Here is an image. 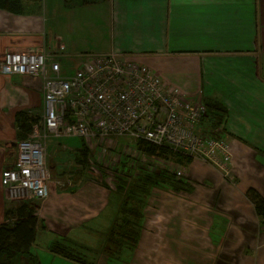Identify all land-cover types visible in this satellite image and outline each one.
Masks as SVG:
<instances>
[{
    "label": "crops",
    "instance_id": "crops-1",
    "mask_svg": "<svg viewBox=\"0 0 264 264\" xmlns=\"http://www.w3.org/2000/svg\"><path fill=\"white\" fill-rule=\"evenodd\" d=\"M23 5L20 14L0 8V58L8 50L43 49L47 63L56 60L66 76L79 54L115 50L152 70L185 102L215 99L226 110L222 134L231 154L228 176L199 161L203 172L187 179L190 192L150 195L152 212L176 210L160 226L163 241L151 239L152 225L143 220L135 246L110 258L112 264H264V221L245 196L253 188L264 201V0H40ZM55 35L65 46L61 53L51 50ZM39 88L38 79L0 74V182L2 169L14 160V114L40 113ZM81 142L77 137L46 141L52 180L47 197L37 201L35 214L44 227L31 246L39 264L41 258L47 264H78L49 252L54 238L80 245L84 252L101 250L104 242L91 249L87 232L101 231L104 240L115 215L119 199L114 191L69 173L78 169L74 158ZM56 180L69 185L58 186ZM6 205L0 185V223ZM94 254L93 264H107L105 254Z\"/></svg>",
    "mask_w": 264,
    "mask_h": 264
},
{
    "label": "built area",
    "instance_id": "built-area-1",
    "mask_svg": "<svg viewBox=\"0 0 264 264\" xmlns=\"http://www.w3.org/2000/svg\"><path fill=\"white\" fill-rule=\"evenodd\" d=\"M53 39L51 50L64 51L60 38L55 35ZM47 59L48 52L39 48L8 50L0 58V74L40 82V113L34 115L28 134L16 141L12 164L1 171L0 185L9 204L47 197L52 180L46 162L49 138L77 137L88 149L97 146L98 155H103L112 148L114 138L126 137L129 141L121 151L132 169H155L152 155L129 144L143 141L198 158L228 176L227 140L220 127L209 130L201 125L205 109L200 100L185 102L152 70L115 50L79 54L78 64L66 76L59 73L56 60L47 63ZM86 178L102 182L100 176ZM56 183L69 185L61 180ZM105 185L112 188L108 182Z\"/></svg>",
    "mask_w": 264,
    "mask_h": 264
},
{
    "label": "trees",
    "instance_id": "trees-1",
    "mask_svg": "<svg viewBox=\"0 0 264 264\" xmlns=\"http://www.w3.org/2000/svg\"><path fill=\"white\" fill-rule=\"evenodd\" d=\"M39 1L0 0V8L20 14L24 12V3H38ZM92 1L77 0L78 3ZM201 102L205 109V116L201 117V125L209 130L220 127V134H222L226 115L224 106L215 99ZM35 120L36 117L26 111H18L14 114L16 141L28 134ZM135 146L143 149L148 155L171 156L177 163H183L182 165L189 164L192 159L190 156L172 152L167 147H154L143 141L135 142ZM87 153L84 143L81 142L74 161L84 166ZM100 184L106 187L105 183ZM154 188H164L171 192H190L193 187L189 180L177 177L174 173L167 172L166 169L149 171L139 168L134 175L123 172L122 176H117L114 192L119 201L101 248L107 259L116 258L121 251H131L135 246L144 219V209ZM245 196L252 203L256 214L264 221V201L261 196L253 188H248ZM37 207L38 203L34 200H24L5 206L3 221L0 223V264H39L37 255L31 249L37 230L44 227L35 214ZM77 247L64 243L61 238H54L47 244V249L53 255L78 264H93V261L87 260Z\"/></svg>",
    "mask_w": 264,
    "mask_h": 264
},
{
    "label": "rangeland",
    "instance_id": "rangeland-1",
    "mask_svg": "<svg viewBox=\"0 0 264 264\" xmlns=\"http://www.w3.org/2000/svg\"><path fill=\"white\" fill-rule=\"evenodd\" d=\"M37 112L40 111L36 110ZM129 140L126 137H117L113 139V145L112 148H109L106 150V153L103 155H98V149L97 146L93 147L92 149H88L86 144L84 143V146L86 147L88 153H87V158H86V164L84 166L77 164L76 170L69 172L70 174H81L83 176H94V177H99L101 178V181L106 183L108 182L112 188L111 191H114V187L116 185V179L117 176L120 177L122 176L123 172H126L128 175H134L136 173V169H139L138 167L136 169H132L130 167L131 163L129 160L126 159V156H124V153L121 151L122 145L126 144ZM129 144H132V142H129ZM15 156V154H14ZM152 160V165L155 166L154 170H167V172H171L172 174L174 173L175 176L183 177L184 179H190L191 174L192 175H198L201 171V168H199V160L198 158L194 159V163L191 164L190 166L187 167L186 164L182 165L179 164L175 161L173 157H164L163 155L156 154L151 156ZM95 159L101 160V162L96 163L94 161ZM90 159V162L88 161ZM203 162V161H202ZM205 163V162H204ZM12 164V163H11ZM208 164V163H206ZM124 165V166H123ZM141 164L140 166H142ZM204 165V164H203ZM209 166L213 167L212 165L208 164ZM214 168V167H213ZM216 169V168H215ZM192 182H195L194 180H191ZM170 192L164 188H154L151 192V198H155L156 196H160L163 193ZM150 199V198H148ZM152 201H149V206H148V201H147V206L144 209V222L149 223L152 225L150 228L151 232L148 234L152 240L157 241L158 243H161L163 241V233L159 232L160 226L162 224H166L168 218L170 216H174L176 214L175 212H171L168 215H162L159 213L152 212V206L153 203ZM9 204L8 202H6ZM166 220V221H165ZM155 221V222H154ZM157 225V229L155 227ZM148 230V228H144V231ZM147 234V233H146ZM87 236L89 238V244L91 249H96L99 246V243L104 242L103 240V234H101V231L99 232H87ZM146 236V235H145ZM84 237V233H83ZM82 237V238H83ZM75 241V240H74ZM71 244V243H70ZM40 248V247H38ZM159 248V246L157 247ZM37 252H40V249H36ZM87 260H94L95 252L99 251V253L102 254V251L100 249H97L95 252L88 250L87 252L79 250ZM104 254V253H103ZM42 264H47L48 260L41 258ZM115 260L109 259L107 261V264H112L114 263Z\"/></svg>",
    "mask_w": 264,
    "mask_h": 264
},
{
    "label": "bare ground",
    "instance_id": "bare-ground-1",
    "mask_svg": "<svg viewBox=\"0 0 264 264\" xmlns=\"http://www.w3.org/2000/svg\"><path fill=\"white\" fill-rule=\"evenodd\" d=\"M80 140H81V139H80ZM81 141H82V140H81ZM82 142H83V141H82ZM83 143H84V142H83ZM132 144H135V142H134V143L132 142ZM132 144H131V145H132ZM205 163H206V162H205ZM10 165H11V164H10ZM10 165H9V166H10ZM6 167H7V166H6Z\"/></svg>",
    "mask_w": 264,
    "mask_h": 264
}]
</instances>
